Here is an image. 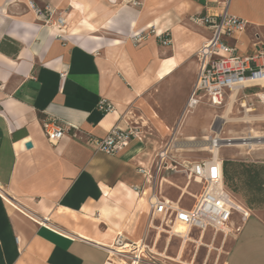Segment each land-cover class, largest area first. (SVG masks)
<instances>
[{"label": "crops", "instance_id": "crops-1", "mask_svg": "<svg viewBox=\"0 0 264 264\" xmlns=\"http://www.w3.org/2000/svg\"><path fill=\"white\" fill-rule=\"evenodd\" d=\"M131 1L0 0V264H105L117 234L147 238L153 184L140 167L156 174L154 160L169 143L180 163L207 159L175 147L194 146L208 131L206 121L198 130L178 124L196 82L197 52L211 37L191 17L227 6L249 23L228 39L240 54L254 51L256 32L264 42V0ZM48 8L67 20L61 36L46 23ZM182 76L189 83L170 112L165 97ZM148 96L161 103L162 117ZM103 99L112 110L99 108ZM47 116L77 129L52 144L42 127ZM132 123L141 137L115 154L88 142ZM154 179L156 195L184 208L201 191L182 172L161 169ZM172 239L166 236L167 252ZM224 264H264V209L240 223Z\"/></svg>", "mask_w": 264, "mask_h": 264}, {"label": "built area", "instance_id": "built-area-1", "mask_svg": "<svg viewBox=\"0 0 264 264\" xmlns=\"http://www.w3.org/2000/svg\"><path fill=\"white\" fill-rule=\"evenodd\" d=\"M118 1L110 0L112 3ZM131 2L135 5L140 4L138 0ZM191 20L207 26L211 30V37L203 43L197 52V78L187 103V111L194 110L200 104L221 109L228 100L230 102L237 100L241 91L246 92L256 87H264V42L259 33H255L253 41L255 49L249 54H240L237 46L228 42L229 38L237 40V36L247 30L249 23L246 19L231 14L226 6L219 14H197L193 15ZM46 23L56 29L59 36L67 26L66 18L62 15L55 18L54 11L49 8L47 9ZM160 37L165 44H171L172 40L169 34H161ZM134 38L139 42L143 36L141 33H137ZM253 94L261 98L260 93ZM99 108L107 112L113 109V104L103 99ZM42 127L52 144H56L67 136L68 131L77 129L71 124L61 125L58 119L51 116L42 119ZM140 137V130L135 123H132L128 128L116 126L106 137L89 138L88 142L99 150L115 154L133 139ZM173 145L169 143L157 153L154 160L157 167L156 174L145 167L139 169L145 174L148 182L153 184L152 194L148 196L147 202L150 216L149 226L154 230L155 236L154 245L162 234H165L168 240L179 238L181 245L188 239V242H196L197 240L191 237V232L194 229L201 232L198 240L202 239L203 233L208 229H212L214 235L221 233L227 236L236 223L231 221L234 213L239 215L236 227L238 232L240 223L251 216L252 209L235 201V195L225 183L223 160H221L220 173L212 165L214 156L201 161L180 163L170 156ZM167 160H171V166L166 165ZM161 169L182 172L188 181H194L201 185V191L192 207L184 208L168 198L156 195L154 178ZM134 189L144 192L143 187L135 186ZM177 224L187 228L186 234L174 231ZM146 239L131 241L124 234H117L113 245L107 247L108 256L105 264H150L156 262L153 259L155 252L146 243ZM16 240L18 241V238Z\"/></svg>", "mask_w": 264, "mask_h": 264}, {"label": "rangeland", "instance_id": "rangeland-1", "mask_svg": "<svg viewBox=\"0 0 264 264\" xmlns=\"http://www.w3.org/2000/svg\"><path fill=\"white\" fill-rule=\"evenodd\" d=\"M188 83L189 79L182 76L175 87H173V90H170V92L166 94L165 103L167 110L171 112L179 108L182 104L183 94L186 91ZM253 93L264 92L259 89L247 90L246 92L241 91L237 100L234 102L228 100L226 105L221 109H215L208 105L201 104L194 111L192 110L193 112L183 110L184 112L179 116L178 124L183 123L186 128L191 127L198 130L202 128L206 121L208 125V131L206 132L207 137H215L218 133H220L221 138L247 137L249 135L264 136V100ZM148 98L150 99V103L162 117V105L156 99V96H148ZM248 109L252 110L249 111ZM175 115L177 114L173 113V118ZM223 116H227V118L223 119ZM183 118H185L184 122L182 121ZM170 123L174 125L176 121ZM180 138H182V136H180ZM202 139L206 138H201V136H199L191 141L198 143L194 146H182V141H180L175 144V147L181 146L183 149L182 151L185 152L184 154L191 159L211 158L214 154L210 150H200ZM219 158L222 160L232 159L244 162H261L264 161V143L255 145L252 148L248 146H224L221 147V155ZM193 189L194 187H191V190ZM233 194L235 195L234 199L236 202L241 205L245 204L249 206L242 194L238 192H233ZM189 199V196L185 197V201ZM251 209H264V204ZM238 219L239 215L234 213L231 221L232 223H236L232 226L233 230L229 232L227 236L221 233L214 235L212 229L206 230L202 245H199L198 242L201 232L197 229L192 230L191 237L197 241H190L187 243L181 260L174 259L177 257L181 247V240L179 238L172 239L168 252L165 251L167 246L165 234H163L161 238H159L157 244L154 245L155 236L152 231L149 233L146 243H148L151 248H154L155 255H153V259L163 264H224L229 247L237 233L236 227L238 226ZM164 252L171 258H165L158 254Z\"/></svg>", "mask_w": 264, "mask_h": 264}, {"label": "trees", "instance_id": "trees-1", "mask_svg": "<svg viewBox=\"0 0 264 264\" xmlns=\"http://www.w3.org/2000/svg\"><path fill=\"white\" fill-rule=\"evenodd\" d=\"M223 173L227 187L242 194L250 208L264 204V161L226 159L223 160Z\"/></svg>", "mask_w": 264, "mask_h": 264}, {"label": "bare ground", "instance_id": "bare-ground-1", "mask_svg": "<svg viewBox=\"0 0 264 264\" xmlns=\"http://www.w3.org/2000/svg\"><path fill=\"white\" fill-rule=\"evenodd\" d=\"M260 96L264 100V93H260ZM248 110L250 111L252 109H248ZM222 118L225 119V118H227V116H223ZM205 138L206 139H202V142L200 143V145H201L200 150H205V151L206 150H210L214 154L215 158H214V162H213L212 165L214 166V168H217L219 173H220V168H221V159L219 158V156L221 155V147H224V146H226V147L248 146V147L252 148L255 145L264 143V136H262V135H249L247 137L221 138L220 133H218L215 137H205ZM174 231L186 234L187 228L184 225L177 224L174 227ZM188 240H185L182 243V245H181V247L179 249L177 257L174 258L175 260H181V256L183 255V253H184V251L186 249ZM157 241H156V243H157ZM198 242H199V245H202L203 244V239L198 240ZM112 245L113 244H111L110 246H112ZM152 250L154 251V248H152ZM167 250H168V248H167ZM158 254L164 256L165 258H171L170 256L167 255L166 252L158 253ZM150 264H163V263L152 262Z\"/></svg>", "mask_w": 264, "mask_h": 264}, {"label": "water", "instance_id": "water-1", "mask_svg": "<svg viewBox=\"0 0 264 264\" xmlns=\"http://www.w3.org/2000/svg\"><path fill=\"white\" fill-rule=\"evenodd\" d=\"M32 145V143H28L27 146L30 147Z\"/></svg>", "mask_w": 264, "mask_h": 264}]
</instances>
